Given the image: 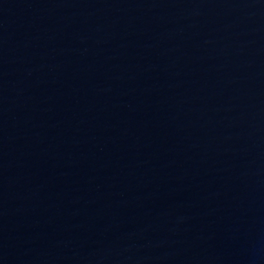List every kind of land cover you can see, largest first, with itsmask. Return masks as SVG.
<instances>
[{
    "label": "water",
    "instance_id": "1",
    "mask_svg": "<svg viewBox=\"0 0 264 264\" xmlns=\"http://www.w3.org/2000/svg\"><path fill=\"white\" fill-rule=\"evenodd\" d=\"M0 264H264V0H0Z\"/></svg>",
    "mask_w": 264,
    "mask_h": 264
}]
</instances>
